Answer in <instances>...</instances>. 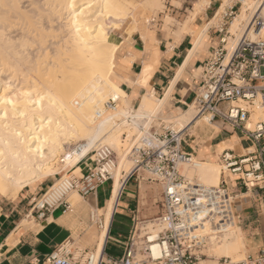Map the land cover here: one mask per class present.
Here are the masks:
<instances>
[{
	"label": "bare ground",
	"instance_id": "1",
	"mask_svg": "<svg viewBox=\"0 0 264 264\" xmlns=\"http://www.w3.org/2000/svg\"><path fill=\"white\" fill-rule=\"evenodd\" d=\"M241 1L230 26L237 39L232 40L229 47L225 45L229 50L228 58L245 35L254 40L264 34V0ZM229 2L223 0L221 10L231 4ZM145 4L150 11L164 6L162 0H143L142 6ZM137 8L124 0H0V195L15 198L27 184L56 174L55 163L62 154L64 161L76 166L87 148L82 146L77 152H65L66 146L75 139L85 140L88 145L95 143L94 139L119 113L114 112L119 102L123 109L128 106L127 93L118 84L115 69L121 44L111 31L119 28L125 19L136 18ZM256 16L263 19L258 28L250 24ZM240 34H243L241 38ZM111 97L118 98V104L108 109L105 103ZM164 101L147 93L139 106L144 111L141 117H155L162 112ZM193 110L196 108L192 103L180 115L170 118L178 121L181 129L191 128L199 121ZM202 119L210 122L207 116ZM251 119L264 120V109L255 106L250 126ZM112 129L109 138L105 137L119 155V167L113 175L111 198L99 211L102 226L95 235L93 248L97 257L103 252L124 179L134 168L133 162L129 167L127 151L120 145L119 129ZM108 133L106 130V135ZM222 148L238 147L224 144ZM181 167L183 175L191 179L197 176L198 184L220 185L222 170L215 163L196 161L193 155V162L182 163ZM61 180L46 191L39 205L51 200L55 191L61 189L66 179ZM75 193L78 192L69 194L70 203ZM96 217L99 220V216ZM148 222L154 224L153 220ZM148 229L157 233L161 227L158 224L154 229L150 225ZM245 249L239 231L217 248L223 252V257L234 262L245 258ZM160 254L161 248L154 244L151 255L156 258ZM219 263L200 260V264Z\"/></svg>",
	"mask_w": 264,
	"mask_h": 264
},
{
	"label": "crops",
	"instance_id": "2",
	"mask_svg": "<svg viewBox=\"0 0 264 264\" xmlns=\"http://www.w3.org/2000/svg\"><path fill=\"white\" fill-rule=\"evenodd\" d=\"M239 1L221 10L223 0H164L163 8L150 21L135 26L133 18L125 20L114 35L121 45L123 41L125 44L120 46L115 69L119 85L127 93L128 106L138 108L150 92L165 100L160 112L163 116L170 118L187 110L200 87L201 70L213 49L222 45L228 32V14ZM213 126L202 123L195 132L188 128L190 137L185 138L182 148L206 161L219 157L224 144L238 147L231 148L238 155L251 145L238 130L224 124L219 130ZM91 165L90 157H83L78 163L79 174H75L77 167H71L68 173L81 176ZM56 175L27 184L15 198L0 195V264H46L48 254L64 242L76 250L94 248L92 241H96L101 228L91 224V213L104 209L114 184L108 181L88 195L75 193L72 204L68 196L69 208L56 206L39 217L37 201L54 185ZM221 177L220 183L225 180L224 174ZM226 188L240 217L247 256H254L264 248L260 194L244 188L237 178ZM155 189L151 181L135 172L124 179L103 248L105 257L123 255L137 217L153 214L148 206L154 203Z\"/></svg>",
	"mask_w": 264,
	"mask_h": 264
},
{
	"label": "built area",
	"instance_id": "3",
	"mask_svg": "<svg viewBox=\"0 0 264 264\" xmlns=\"http://www.w3.org/2000/svg\"><path fill=\"white\" fill-rule=\"evenodd\" d=\"M233 14L234 11H231L228 16ZM261 23L263 20L256 16L251 26L257 28ZM228 33L222 38V45L214 48L206 60L201 72V84L192 103L197 111L196 118L211 115L210 122L218 118L224 125L238 130L251 143L241 155L235 154L231 148H224L220 161L223 169L237 175L247 189L258 191L264 207V120H258L254 126L249 124V106L264 107V39L252 40L245 35L228 58L229 50L225 46ZM117 104L118 98L111 97L105 106L111 109ZM125 120L130 126H136L129 148L134 162L132 172L162 186L161 213L157 218L160 232L153 233L145 228L141 235L137 233L135 221L123 255L119 258L105 257L104 252L97 257L93 249L76 250L69 242H64L48 254L46 264H200L203 254L199 253V248L206 243V239L193 232L191 216L203 208L214 214L221 211L229 216L226 200L233 213L225 180L215 192L214 201L209 198L207 205L202 206L201 192L194 195L190 187L192 181L180 172L182 163L193 162V154L182 148L185 138L190 137L188 128L179 130L163 122L157 128L154 121L159 117L138 119L131 113L125 115ZM124 135L127 136L126 133ZM90 160L92 165L85 174L68 177L51 200H45L42 205L37 201L39 217L56 206L69 208L67 197L71 192L88 195L96 193L108 181L114 184L113 175L118 163L115 150L109 144L99 142L92 149ZM185 188L191 192L190 203L185 202ZM189 210L191 216L188 215ZM94 215L92 212L91 218ZM215 220L216 217L213 218L214 224ZM99 223L101 226L102 222ZM154 244L161 248V254L156 258L151 255ZM220 264H264V248L254 256L235 262L225 258Z\"/></svg>",
	"mask_w": 264,
	"mask_h": 264
},
{
	"label": "rangeland",
	"instance_id": "4",
	"mask_svg": "<svg viewBox=\"0 0 264 264\" xmlns=\"http://www.w3.org/2000/svg\"><path fill=\"white\" fill-rule=\"evenodd\" d=\"M124 1H126L127 3H129L132 7L138 6L137 12L139 13V15L136 16V18H134V21H135L134 24L136 23L135 25H139L141 22L150 21L153 17L157 16V11L160 10L161 8H163V7H160V6H156L154 10H151L150 11L147 8V4H145L146 7L145 6H142L143 0H124ZM162 1L164 2V0H162ZM233 2H234V0H230L229 3L233 4ZM240 2L242 3V1H240ZM240 2H238L237 5L234 6V9H233L234 10V14L232 16H230V19H229V22H228V32H229L228 33V37H227V44H228L227 46L228 47L230 46L232 40L237 39V36L234 35L232 33V31L230 30V26H231L232 20H233V18L235 16L236 12L238 11V9H239V7L241 5ZM231 4H229V5H231ZM142 11H143V13H142ZM141 14H142V16H141ZM127 19H129V18H127ZM127 19H125V20H127ZM115 33H116V29H114V30L111 31V35L113 37H114ZM242 36H243V34H240L239 35L240 38ZM259 38L264 39V34H261L260 36H258L257 39H254V40H258ZM122 45H121V47H122ZM118 80H119V75L117 77V82H118ZM118 84H119V82H118ZM190 105H192V104H189V106ZM255 106L256 105L249 106L250 110L253 111L255 109ZM124 108L125 109H123V106L119 102V108L116 111H114L115 113L117 111H119V113L118 114L116 113L114 115V117L112 118V121L114 120L115 122L114 121L113 122H110V124L108 125V127H107L106 130L109 133L107 135H106V130H104V132H102L101 135H99L96 139H94L95 143L92 142V144L90 143V145H88L89 143L87 141H85V140L75 139L74 141L71 142V144H68L66 146L65 152H73V151L74 152H77V151H79L78 148H80L82 146L83 147L85 146L87 149L85 148L86 149L85 150L86 152H85L84 157H90L92 149L99 142L107 143L108 144L107 141L109 139L107 140V138H109L108 136L111 135V130H113L112 128L114 127V130L115 131L118 130V129L120 131V132L117 131L120 134V140H121V144L120 145L122 146V149L123 148L125 149V152L127 151V157H129V158H127L129 160V162L127 160V163H128V165H130V163L133 162V159L129 155V148L131 146V140L133 139L132 136L136 132V126H130V124L124 119V116L127 115V113L131 112L138 119H141V118H143L141 116L143 115L144 111H141V109L139 107L138 108H133V107L125 106ZM260 108L261 109H264V107H260ZM120 110L122 111V113H121ZM252 111H251V114H252ZM114 112L107 111V113H109V114H112V113L114 114ZM193 112L196 113V110L195 111L193 110ZM139 116H140V118H139ZM206 116L209 117V118L211 117V115H206ZM155 117L156 118L159 117V120H155L154 121V125L157 128H159V126L161 125L162 122H163L162 124H165L167 126H170L171 128H175V129H181L182 128V126L178 123V121H176L175 119H171L169 117H166V115L163 116L162 114L157 113V115ZM118 119H119V121H117ZM197 120H199L198 123H197V125L191 127V131L192 132H195L196 131L195 128L197 126H199L200 124H202V123H207V124H210V125H214L213 127L218 126L217 128L215 127L217 130H219L223 126L222 122L220 120H218V118H215L212 122H209V123L206 122L205 119L200 120V118H197ZM257 121L258 120L251 119V126H254V124ZM121 122H122V124H121ZM115 124L117 126H115ZM228 127H230V126H228ZM109 128H111V130ZM126 129H128V130H126ZM125 133L127 134L126 137L124 135ZM105 136H107V138ZM110 144H111V142L109 143V145ZM110 146L113 148L112 144ZM222 150H223V148L221 147L220 150H219V152L221 153ZM243 152L245 153L246 151H243ZM78 153H80V152H78ZM115 153H116L117 162L119 164V161H118L119 160L118 159L119 158V155H118V153H117L116 150H115ZM63 155L64 154H62L60 156V159L55 163V166L58 168V172L56 173L57 175L54 174V175L57 176V178L55 179V182L56 181H59L61 179L62 180L68 179V177L71 176L70 173H68V171L71 169V167H73V168L74 167H77V169H76L77 171L75 172V174H79V172H80V169L78 167V164L76 166H72L70 163H67L66 161L63 160L64 159V156ZM195 160L196 161H203L205 159H201L200 157H195ZM206 161H210L211 163H215L216 165H219L221 167L222 175L224 174L225 180H226V182L229 185L232 184V179L238 177L237 175H233L229 171H225L223 169V166H222L223 164L220 161V156L217 157V158L214 157L213 159H211V158L210 159H206ZM133 165H134V162H133L132 166ZM117 167H119V165H117ZM129 167H131V165ZM182 167L180 168V172L182 174H184L183 171H182ZM115 171H117V168H116ZM66 173H67V175H65ZM142 175H144V174H142ZM145 176H147V175L145 174ZM186 177L189 180L194 181V182H192L193 184L190 185L193 194L194 195H199V193L201 192V194H200V200H201V203L203 204L202 206L207 205L206 202L209 200V198H212L213 201H214V199L216 198L215 192L219 189V187L218 188H215V189H212V188L207 187V186L198 185L197 184L198 179L196 178L197 176H193L192 179H191L190 176H186ZM221 179H222V177H221ZM152 184H153L154 187H156V189H155V199H154L153 205H149L148 207L149 208H153L152 209L153 210V214H150V216H140V217H137V219H136L137 230H138L137 233H140V234H144V231H145V228L144 227L150 228V225H152V227L154 229L158 227V220H157V218L160 216V213H161L162 188H161V184L158 183V182H156V181H152ZM200 186H201V188H200ZM244 188H246V187L244 186ZM200 189H202V191ZM1 198H3V197H0V199ZM228 199L233 204V199H232V196L231 195L228 196ZM191 200H192L191 192H190V190L188 188H185V202L186 203H190V202H192ZM226 206L228 207V210L230 211L229 216L223 214L221 211H220V213L217 212V214L216 213L214 214V213L208 212V209L207 208H203L202 210L197 211V213L196 214H193L192 216H191V213H190L191 210L188 211L189 212L188 215L191 216V218H190V221L191 222L190 223H191V226H192L193 230L195 231L196 234H198L199 237H201V238L202 237H205V239H206V243L199 248V250H200L199 253H202L203 254V256L201 257L202 260L203 259H205V260L208 259V260H215V261L217 260V262L223 261L226 257H223V252H221V250H217L218 246L222 242H224L226 239L231 240L232 237L235 236L238 233V231L242 235V238L244 237V232H243V230L241 228L240 221H239L240 220V217L235 213L234 210H233V213H232L231 206H230V204H229V202L227 200H226ZM93 212L95 213V215H94L93 218H91V224L92 225H96V226L98 225V227L101 228L100 223H99V220L96 219L97 218L96 216L97 215L99 216L98 219H102V216L99 214L98 211L93 210ZM214 217H216L215 224H214V221H213V218ZM94 218L96 220H94ZM152 220H153V223L154 224H149L148 221H152ZM232 229H237V231L230 232ZM243 242H244V238H243ZM92 243L94 244V248H95V241H92ZM244 244H245V242H244ZM245 248H246L245 249V252H246L245 258H246V257H248L247 256V247H246V244H245ZM93 251H94V249H93ZM141 258L146 259L145 256H141ZM227 259L228 260H232L231 258H227Z\"/></svg>",
	"mask_w": 264,
	"mask_h": 264
}]
</instances>
